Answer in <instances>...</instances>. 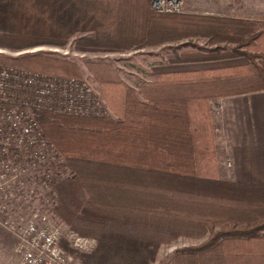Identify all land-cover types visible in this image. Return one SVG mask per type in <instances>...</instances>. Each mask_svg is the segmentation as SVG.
Returning a JSON list of instances; mask_svg holds the SVG:
<instances>
[{"label":"trees","instance_id":"1","mask_svg":"<svg viewBox=\"0 0 264 264\" xmlns=\"http://www.w3.org/2000/svg\"><path fill=\"white\" fill-rule=\"evenodd\" d=\"M148 5L0 0V48L72 42L78 52L124 53L176 43L185 49L172 66L220 64L152 76L136 91L108 64H91L109 118L32 112L70 171L55 185L54 217L95 241L90 251L66 240L60 246L79 264H154L162 247L185 238L201 242L159 264H264V186L229 176L222 116L211 109L217 100L264 92V20L159 14ZM0 65L81 76L47 54L0 55Z\"/></svg>","mask_w":264,"mask_h":264},{"label":"built area","instance_id":"2","mask_svg":"<svg viewBox=\"0 0 264 264\" xmlns=\"http://www.w3.org/2000/svg\"><path fill=\"white\" fill-rule=\"evenodd\" d=\"M149 7L159 14L184 12L181 0H150ZM211 109L222 116L223 100ZM33 111L99 119L111 112L84 80L0 65V228L16 241L15 264H79L61 248V229L51 220L57 207L52 187L69 172ZM92 244L74 239L82 250Z\"/></svg>","mask_w":264,"mask_h":264},{"label":"rangeland","instance_id":"3","mask_svg":"<svg viewBox=\"0 0 264 264\" xmlns=\"http://www.w3.org/2000/svg\"><path fill=\"white\" fill-rule=\"evenodd\" d=\"M242 1L244 0H241V2ZM149 6H150V0H149V5H148V8L150 10ZM260 16H263V15H260ZM256 17H259V16H255L253 18H256ZM199 43L203 44L202 41ZM178 45L179 44L173 43V44L161 46L159 48L158 47L157 48H146L144 50H136V51H130V52H124V53H106V52H98V51L78 52V51H75L73 44L71 42L69 45H67L64 48H60L56 46H36L33 48H29V49L15 51V50L1 47L0 55L15 59V58L33 55V54H45V55L47 54V55H51L57 58L68 60L69 62L73 63L81 72L80 78H76V79L86 81L91 86V88L95 91V93H97V95L100 96L101 100L104 101V103L106 104L111 114H113V112L107 105L105 99L103 98L99 85L95 81V77L92 71L89 69V66L95 63L108 64L111 67V70L114 73L115 77L120 81V83H122L124 86H126L127 88L133 91H136V87L138 85L147 83L151 79L152 76H159L167 72H179V71L186 70V69L188 70V69L208 68L209 66L208 64H191V65L172 66L170 62L171 61L170 58L175 55H179V53L185 49V48L178 49ZM152 59L158 62V64H155L156 70L154 71L150 70L151 69L150 62L152 61ZM230 63L241 64L242 61L237 60V61H233ZM68 78H75V77H68ZM83 118H91V117L86 116ZM219 125H220V132H218V134L222 136L220 122H219ZM67 170L70 174L68 166H67ZM227 172L229 173L228 168H227ZM55 187H56L55 185L52 187L54 193H56ZM56 201H57V207H56L57 209L58 208L57 195H56ZM55 211L56 210H54V212ZM51 220H52V224H54L55 226L61 229V233H62L61 240H66L70 242L72 246H74V239L76 238L91 240L93 242L92 247L84 251H90L95 246L94 240L89 239V238L80 237L77 234L71 232L69 230V227L64 222L60 221L56 214L54 217V213H53ZM200 242L201 241L180 238L179 240L175 241L171 246L162 247L158 253L157 259L154 264H159L161 262L169 260L173 256L175 251H177L178 249L191 246V245H197ZM15 245H16V241L11 236V234L5 231L4 229L0 228V264H15L16 262V257L14 255Z\"/></svg>","mask_w":264,"mask_h":264},{"label":"crops","instance_id":"4","mask_svg":"<svg viewBox=\"0 0 264 264\" xmlns=\"http://www.w3.org/2000/svg\"><path fill=\"white\" fill-rule=\"evenodd\" d=\"M181 1L187 14L264 20V0ZM151 62L150 70L154 71L158 62ZM224 104L220 123L223 149L230 162V167L226 164L228 174L239 184L264 186V92L229 98Z\"/></svg>","mask_w":264,"mask_h":264}]
</instances>
